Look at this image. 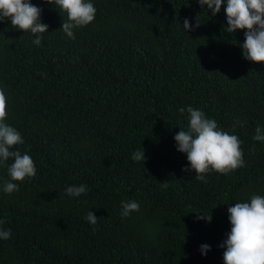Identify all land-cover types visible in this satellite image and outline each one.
Segmentation results:
<instances>
[{
	"label": "trees",
	"instance_id": "obj_1",
	"mask_svg": "<svg viewBox=\"0 0 264 264\" xmlns=\"http://www.w3.org/2000/svg\"><path fill=\"white\" fill-rule=\"evenodd\" d=\"M31 2L49 25L41 45L0 22L5 123L24 141L10 151L37 169L9 195L14 160L0 165V228L11 230L0 264H224L228 208L264 196V142L254 140L264 129V63L244 58L246 30L224 31L227 0L215 16L197 0H89L95 19L74 40L60 30L65 13ZM189 106L239 137L243 167L207 183L183 170L174 136L188 129L179 109ZM143 149L145 161H133ZM79 185L86 194H66ZM130 201L139 211L122 217Z\"/></svg>",
	"mask_w": 264,
	"mask_h": 264
},
{
	"label": "clouds",
	"instance_id": "obj_2",
	"mask_svg": "<svg viewBox=\"0 0 264 264\" xmlns=\"http://www.w3.org/2000/svg\"><path fill=\"white\" fill-rule=\"evenodd\" d=\"M203 7L207 5L215 16L225 5V0H197ZM52 4L63 17L62 32L68 38L75 39L74 30L91 24L96 15V8L89 0H44ZM227 18V27L224 29L229 34L239 30L245 31V41L240 45L244 58L253 63H264V0H227L224 7ZM42 9L31 0H0V22L10 19L14 29L30 32L34 37L33 43L41 45L42 34L48 32L49 25L41 22ZM199 17V15H198ZM197 17L196 28L201 22ZM182 27L188 32L193 26L186 18ZM183 115L188 116V129L180 130L174 140L177 150L187 155L189 168L184 171H194L195 178L207 183L206 175L211 172L227 175L244 166V153L241 141L237 135L229 134L218 127L214 119L207 118L201 110L191 106L179 109ZM7 97L0 90V165H6L9 158L14 162L7 165L9 179L3 182V191L12 194L18 191V183L35 177L36 166L33 158L19 151H10L14 146L23 144L24 141L19 131L5 123L7 120ZM254 140L264 142V129L256 128ZM144 149L132 154V160L145 161ZM167 187V184H163ZM87 186H69L66 194L79 197L86 194ZM136 201L122 202V217L139 211ZM231 230L227 239L221 244L226 248L223 253L224 264H264V196L252 195L250 202H237L228 208ZM85 219L95 225L98 221L94 212L89 211ZM198 220L211 222L212 215L206 216L197 213ZM5 223L0 220V225ZM11 238V230L0 228V239ZM202 250H210L209 245H202Z\"/></svg>",
	"mask_w": 264,
	"mask_h": 264
}]
</instances>
